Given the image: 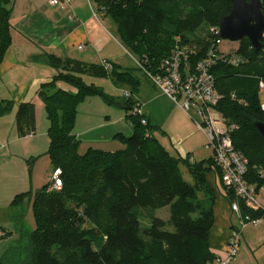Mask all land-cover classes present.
<instances>
[{
	"label": "trees",
	"instance_id": "trees-1",
	"mask_svg": "<svg viewBox=\"0 0 264 264\" xmlns=\"http://www.w3.org/2000/svg\"><path fill=\"white\" fill-rule=\"evenodd\" d=\"M98 12L113 18L129 52L149 71L157 73L174 47V39L198 48L191 64L202 60L212 36L210 28L219 26L232 9L231 0H94ZM264 5V0H262ZM11 0H0V64L12 45ZM235 54L243 58L238 66L218 61L211 73L222 95L217 109L236 129L232 139L236 149L247 157L248 181L257 192L264 187L259 168H264V138L255 122H264L259 100L264 84L263 49L256 52L245 38ZM38 60V58H35ZM57 70L53 79L42 84L38 96L49 121L48 156L60 171L61 189L48 191L45 185L36 192L33 212L36 227L21 234L15 246L6 249L0 264H214L209 233L214 225L216 195L207 174L220 177L214 158L192 163L172 156L154 136L156 127L144 115H133V101L140 81L137 70H124L105 61L100 65L74 60L61 61L48 56ZM112 69L106 70L105 64ZM110 78L116 85L128 84L131 97L115 99L104 89L87 84L84 76ZM62 82L69 88H59ZM100 96L108 104L126 112L133 126L131 135H115L124 145L117 151L89 147L81 153L82 140L75 126L79 106L87 97ZM13 102L0 97V116ZM146 120V124L142 120ZM16 127L20 137L35 133V105L18 106ZM182 167L192 180L187 181ZM226 191L233 202V192ZM17 195L13 206L21 205L27 195ZM242 213L255 218L261 211L246 208ZM169 208L168 220L157 217L158 210ZM17 214L14 221H18ZM142 220L148 225L143 228ZM87 221L91 228H84ZM150 222V223H149ZM17 223V222H16ZM1 229V227H0ZM5 231V230H3Z\"/></svg>",
	"mask_w": 264,
	"mask_h": 264
},
{
	"label": "crops",
	"instance_id": "crops-1",
	"mask_svg": "<svg viewBox=\"0 0 264 264\" xmlns=\"http://www.w3.org/2000/svg\"><path fill=\"white\" fill-rule=\"evenodd\" d=\"M10 8L12 9V45L0 64V80L7 75H12L13 80L19 76L29 77L27 86L22 90V93L26 94L18 106L31 102L35 106L43 107L44 115L46 114L38 91L42 84L50 82L57 74V70L48 64V56H54L61 61L74 60L85 64L100 65L108 61L121 66L124 70L134 69L128 67L127 58L130 56L135 62L136 58L125 47L120 36H117L112 18L98 13V6L94 0H72L71 6L64 9L50 6L47 0H11ZM70 16L72 20L69 19ZM134 75L140 81V86L134 94L130 85H116L109 78L115 90L123 92L122 97H118L117 100L126 98V93H132L133 101L141 106V113L151 125L157 128L154 136L172 156L188 159L192 163L213 158V151L207 148V135L196 124L198 117L192 116L191 118L182 111L143 72L137 70ZM57 87L69 88L62 82H59ZM113 107L118 109V112ZM101 112L106 116L97 123H94L93 117L88 113L89 129L84 128L82 124L87 123V120L82 122L79 115L77 116L75 126L77 137L81 139L94 131L97 134L90 138L94 143H91L93 144L91 147L100 149L99 145L108 146L117 142L124 147L115 135L121 133L129 136L133 132V126L126 119V112L114 104L109 108L102 107ZM46 123V132L44 129L41 134L48 136V119ZM117 126L119 129L116 130ZM13 132V142L17 140L35 141L40 135L34 133L20 137L19 134L17 135L16 121ZM0 140H4L3 136H0ZM7 145L3 143L2 147ZM182 170L189 175L185 167H182ZM189 177L192 180L190 175ZM207 181L216 195L215 222L209 233V245L217 258L226 260L225 245L234 229L238 228L241 231L240 220L231 210V204L220 177L210 172L207 174ZM260 191L261 195H264L263 190L260 189L258 193L260 200L264 203ZM5 217L3 221L14 222L11 209L9 215ZM235 218L238 223L236 225L239 227L234 226Z\"/></svg>",
	"mask_w": 264,
	"mask_h": 264
},
{
	"label": "rangeland",
	"instance_id": "rangeland-1",
	"mask_svg": "<svg viewBox=\"0 0 264 264\" xmlns=\"http://www.w3.org/2000/svg\"><path fill=\"white\" fill-rule=\"evenodd\" d=\"M111 21L113 22L117 36H120L117 22L113 18ZM237 46L238 43L233 44L232 42L225 41L222 49L224 52H231L237 48ZM127 61L129 65L128 67L137 69V64L134 61V58L128 56ZM28 81L29 77L23 76H19L16 80H13L12 75L3 76L0 80V97L13 102V107L6 114L0 116V136H3L4 138V140H0V258L3 256L7 248L16 245L21 237V234L35 229L36 220L33 212L31 195H33L34 198L36 192L40 191L45 185L49 184L50 180H52V176H54L58 171V169L52 166L51 160L48 156L50 143L48 136L46 134H41L44 129L46 132L47 127V118L46 114L44 115L43 107L40 108L37 105L35 106V133L40 134L38 135V140H17L14 142L12 140L15 132V129L13 132V128L16 121L15 117L18 103L26 94H23L22 90L25 89ZM84 81L87 84H93L98 88L104 89L109 96L115 99L118 97L121 98L123 95L122 91L115 90L116 88L111 84L109 78L87 75L84 76ZM67 86L70 87L69 85ZM259 100L261 106L263 107L264 90L262 89L259 93ZM110 106L111 104H108L103 97H87V99H85L79 106L78 111V117L82 120V122L85 119L87 120V123H82L83 127L89 129V121L87 119L88 113H90V116L93 117L94 123H97L103 120L104 116H106L101 112L102 107L109 108ZM114 110L117 111L118 109L114 108ZM117 129H119V126L116 127V130ZM78 130L79 129H77V131ZM95 134L97 133L91 131L89 134H86L81 138L83 143L80 148V152L82 154L86 153L89 147L94 144L90 138ZM3 143L8 145L2 147ZM99 147H101L100 149L102 150L108 151H117L123 148V146L118 142L111 143L108 146L99 145ZM184 176L187 181H191L186 172H184ZM57 178L61 183L60 177ZM23 193L31 194L26 196L21 205L12 207V202L15 197ZM260 196L262 200H264V195H261V191ZM10 209L13 211L14 216L16 214L20 216L18 221H16L17 223L15 221L11 223L6 222V220L3 221V219H6L5 216L9 215ZM156 215L164 220H168L170 217L169 208L158 210ZM234 221V226L239 227L240 224L237 226L238 223L236 218ZM147 225L148 222L146 220H142L143 228ZM84 228H91L87 221L84 223ZM241 231L240 246L237 254L231 258L229 257V238L224 248V253L227 254L226 260H222L228 264H264V225L262 224L257 227L248 225L245 228H242ZM223 256L224 254L222 255V258Z\"/></svg>",
	"mask_w": 264,
	"mask_h": 264
},
{
	"label": "built area",
	"instance_id": "built-area-1",
	"mask_svg": "<svg viewBox=\"0 0 264 264\" xmlns=\"http://www.w3.org/2000/svg\"><path fill=\"white\" fill-rule=\"evenodd\" d=\"M52 7L64 9L69 8L72 0H47ZM99 13V12H98ZM72 20V16L69 17ZM212 43L208 48L205 57L195 65L191 64V57L198 48L190 47L183 43L181 36L174 39V47L169 57L163 60L159 71L153 73L147 70L137 59L139 69L170 98L182 111L191 118L197 116L196 124L207 135V148L213 151V158L220 171V180L227 191L234 193L236 200L231 202V210L239 217L241 229L248 225H264V203L259 198L257 187L248 181L249 161L244 153L234 146L232 133L235 125H230L225 116L217 109L222 99L219 93L215 78L211 73L212 68L218 61H225L231 65L238 66L243 63V58L235 54L236 48L231 52H224L222 49L225 41L220 38L219 26L210 28ZM234 44V43H233ZM106 70L112 69L110 64L104 63ZM264 90V84H261ZM127 98L131 97L126 93ZM264 109V106L262 107ZM133 115L141 116V106L136 104ZM146 124V120H142ZM259 178L264 180V168H259ZM60 171L52 176L51 186L48 191L60 190L62 185L58 178ZM264 190V187L261 188ZM243 201L246 208L255 212L261 211L263 215L255 218L242 213L239 201ZM240 229H234L229 240V257L237 254L240 246ZM217 264H228L222 259H217Z\"/></svg>",
	"mask_w": 264,
	"mask_h": 264
},
{
	"label": "water",
	"instance_id": "water-1",
	"mask_svg": "<svg viewBox=\"0 0 264 264\" xmlns=\"http://www.w3.org/2000/svg\"><path fill=\"white\" fill-rule=\"evenodd\" d=\"M212 1V0H209ZM229 15L219 22L220 38L239 43L247 38L256 52L263 49L264 5L262 0H231ZM255 127L264 138V122H255Z\"/></svg>",
	"mask_w": 264,
	"mask_h": 264
}]
</instances>
